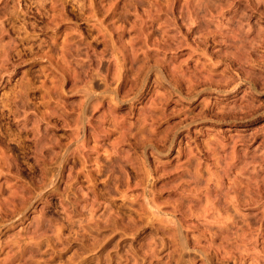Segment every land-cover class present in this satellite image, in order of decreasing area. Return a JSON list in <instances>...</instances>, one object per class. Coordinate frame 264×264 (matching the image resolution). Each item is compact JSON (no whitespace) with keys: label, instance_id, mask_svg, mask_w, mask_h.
Segmentation results:
<instances>
[{"label":"rangeland","instance_id":"obj_1","mask_svg":"<svg viewBox=\"0 0 264 264\" xmlns=\"http://www.w3.org/2000/svg\"><path fill=\"white\" fill-rule=\"evenodd\" d=\"M0 264H264V0H0Z\"/></svg>","mask_w":264,"mask_h":264}]
</instances>
